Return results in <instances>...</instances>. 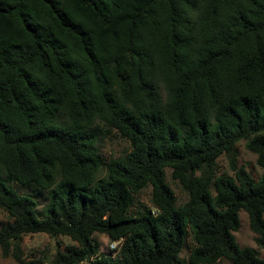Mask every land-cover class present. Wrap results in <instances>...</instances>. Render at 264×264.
I'll return each instance as SVG.
<instances>
[{
  "label": "trees",
  "instance_id": "obj_1",
  "mask_svg": "<svg viewBox=\"0 0 264 264\" xmlns=\"http://www.w3.org/2000/svg\"><path fill=\"white\" fill-rule=\"evenodd\" d=\"M112 131L131 150L107 162ZM240 143L264 169V0H0L3 257L264 264L235 236L243 211L264 250V174L239 167ZM5 179L49 191L43 212ZM147 189L152 207L135 208ZM39 233L77 246L26 260L22 239Z\"/></svg>",
  "mask_w": 264,
  "mask_h": 264
},
{
  "label": "rangeland",
  "instance_id": "obj_2",
  "mask_svg": "<svg viewBox=\"0 0 264 264\" xmlns=\"http://www.w3.org/2000/svg\"><path fill=\"white\" fill-rule=\"evenodd\" d=\"M99 150L102 158L105 161H110L113 159H118L123 155L127 154L131 150L130 143L123 139L119 134L112 131L111 133L102 136L99 143ZM237 163L239 167H244L248 172L251 173L254 179L258 180L264 174V169L258 166L257 156L252 152H249L245 148L244 143H240L237 147ZM218 174L232 176L233 172L231 170L229 159L227 156H222L218 161ZM105 172L100 173V177H103ZM167 181L175 191L177 196L178 204H183L187 201V194L181 189L177 182L171 180L170 172L167 175ZM5 182L8 186H12L19 194L29 195L35 198L38 202L39 212H43L44 207L49 203L50 193L49 191H41L35 188H23L15 183H9L6 179ZM151 189L145 190L136 201L135 208H141L142 205L151 208ZM9 220L6 211L0 209V225L6 223ZM237 242L242 248H253L258 251L259 256L264 258V250L258 248L256 244V235L250 228L249 218L245 212L240 213V229L235 233ZM94 238L101 243V255H113L116 248L109 239L102 234H95ZM69 246H77L70 238L65 236L51 237L44 233L39 234H28L22 239V249L24 253V258L29 260L31 258L39 257L43 253L49 255H54L58 250L65 251ZM192 246L190 238L187 243V248H185L181 257L186 258L188 256L189 247ZM0 264H20L13 257H3L0 250ZM220 264H230L227 261H222Z\"/></svg>",
  "mask_w": 264,
  "mask_h": 264
},
{
  "label": "built area",
  "instance_id": "obj_3",
  "mask_svg": "<svg viewBox=\"0 0 264 264\" xmlns=\"http://www.w3.org/2000/svg\"><path fill=\"white\" fill-rule=\"evenodd\" d=\"M114 247L116 248L117 247V243H113Z\"/></svg>",
  "mask_w": 264,
  "mask_h": 264
}]
</instances>
